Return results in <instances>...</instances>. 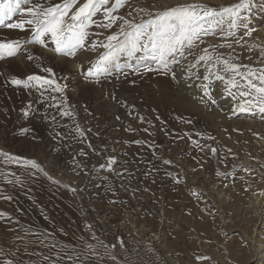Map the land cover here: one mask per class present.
Returning <instances> with one entry per match:
<instances>
[{
	"label": "rangeland",
	"instance_id": "obj_1",
	"mask_svg": "<svg viewBox=\"0 0 264 264\" xmlns=\"http://www.w3.org/2000/svg\"><path fill=\"white\" fill-rule=\"evenodd\" d=\"M61 2L0 0V8H19L13 18L4 16L0 42L30 39L32 26L24 23L31 18L27 9L37 3ZM83 2L79 0V4ZM239 2L122 0L114 14L142 22L151 18L148 13L178 4L201 3L220 11ZM249 2L251 9L242 14L251 17L249 27L255 31L250 36L240 29L235 37H226L218 28L215 34L202 35L203 43L193 52L202 54L207 47L213 55L247 66L240 72L251 68L259 75L264 69V0ZM93 20L88 28L89 44L118 30L116 26H96L107 23L103 12ZM21 23L22 29L8 27ZM222 29L228 31L227 23ZM213 45L217 47L213 49ZM24 48L41 59L29 61L23 52L0 59V153L8 154H0V264L255 261L253 251L264 242L260 223L264 114L255 107L240 111V90L232 89L234 95H229L224 91L226 80L213 78L215 103H198L193 97L202 93L195 85L202 81L188 76L205 74V66L201 63L189 72L192 56L172 66L175 80L157 72L124 69L127 78L114 73L99 84H89L84 72L103 48L78 51L76 59L56 56L39 45L25 44ZM126 59L121 57V64ZM145 63L155 67L151 60ZM40 64L52 68L55 78L67 84L66 103L60 108L71 112L70 116L46 107V99L38 102L41 95L35 89L7 83L9 78L25 79L33 74L51 78ZM220 74L230 75L222 69ZM44 95L59 97L58 93ZM22 110L30 115L25 117ZM212 148L217 150L215 154ZM33 160L39 168L28 163ZM17 207H27L35 215L23 219Z\"/></svg>",
	"mask_w": 264,
	"mask_h": 264
},
{
	"label": "snow or ice",
	"instance_id": "obj_2",
	"mask_svg": "<svg viewBox=\"0 0 264 264\" xmlns=\"http://www.w3.org/2000/svg\"><path fill=\"white\" fill-rule=\"evenodd\" d=\"M121 6L122 0H115V3L111 4L110 0H84L82 4H79V0H62L61 3L51 5L37 3L27 9L31 18L24 22L32 26L31 38L23 43L20 41L0 42V59H4L6 56L14 57L23 52L29 61H39L41 57L24 48L25 44L39 45L54 55L66 59H76L78 51L95 52L97 48H103L104 52L99 54L94 61H89V67L84 72L86 83L99 84L102 78L112 76L114 73L118 78L120 75L127 78L128 72H125L124 69H130L134 73L157 72L175 80L177 75L172 66L181 65V61H187L188 57L192 56L194 62L189 65L187 69L189 72L201 63L205 66V74L194 73L188 76V79H191L192 75H195L198 80L202 81L195 85L202 93L193 97L198 103L204 106H207L209 102L215 103L211 84V80L215 78L220 81L226 80L224 91L229 95H234L232 89L240 90V97L243 98L240 111H248L255 107L264 114V69L259 70V75L251 68H248L246 72H240L241 67L247 68V66L235 64L231 58L225 59L222 55H213L207 47L201 50L202 54L197 55L193 52L194 48H198L203 43L202 35L215 34L218 28L226 37H235L240 29L245 30V36H250L255 31L254 28L249 27L251 17L242 14L245 10L251 9L249 0H240L238 4L222 8L220 11L201 3L178 4L157 11L155 14L148 13L151 18L142 22H136L135 18L129 19L115 15L114 13ZM13 10L8 5L0 8V24H3L4 16ZM134 11L139 13L146 10L134 9ZM101 12H103L104 20L107 23L102 22L96 26L104 29L116 26L118 30L107 35L103 41H92L89 44L87 43L88 28L95 23L93 17ZM128 16L132 17V12H129ZM118 21L119 23H117ZM225 23H227L228 31L223 33L222 26ZM8 27L22 29L23 23L10 24ZM49 41L53 45L51 48H49ZM235 42L239 43L238 40ZM211 47L215 49L217 46ZM227 47H231V44H227ZM140 53L142 55H138ZM261 55L264 57V52ZM121 57L127 58L124 64L120 62ZM146 60H151L155 67L145 63ZM129 61H135V63ZM38 66L43 72L49 73L51 78L33 74L25 79L9 78L7 83L13 86H23L25 89H35L41 95V101L38 102H43L46 99L48 101L46 107H56L61 116H70L71 112L60 108L62 104L66 103L63 97L67 84L60 83L55 78L52 68L43 67L42 64ZM214 69L215 71H213ZM221 69L230 75H221ZM61 79H66V77ZM254 81H258V83ZM45 92L58 93L59 97L49 95L45 98ZM249 97L251 98L249 99ZM111 98L116 99L114 95ZM119 103L124 104L125 102L119 101ZM245 104L249 107H244ZM28 108H31V103ZM22 112L25 117L30 115L29 111L22 110ZM52 119L55 120V116ZM24 131L27 132L28 129H24ZM134 143L142 142L134 141ZM216 151L215 148L211 149L213 154ZM81 154L85 153L81 152ZM163 162L171 163L168 160ZM28 163L33 168H39L34 160L28 161ZM244 171H248V169H244ZM217 175H221V173L218 172ZM240 178L243 179V177ZM224 187H227V184ZM120 242L122 244V241ZM112 247L115 248V245ZM111 259L115 260L116 257L112 256ZM197 259L208 260L211 258L198 257Z\"/></svg>",
	"mask_w": 264,
	"mask_h": 264
},
{
	"label": "bare ground",
	"instance_id": "obj_3",
	"mask_svg": "<svg viewBox=\"0 0 264 264\" xmlns=\"http://www.w3.org/2000/svg\"><path fill=\"white\" fill-rule=\"evenodd\" d=\"M12 9H14L11 13H10V16L11 18L14 17V15L18 12L19 8L17 6H14ZM22 191V190H21ZM20 193V191H18ZM221 195V194H220ZM223 195V194H222ZM226 196V195H225ZM220 197V196H219ZM218 197V198H219ZM228 198V197H227ZM13 199L15 200V197H13ZM226 201V200H225ZM228 201V200H227ZM226 201V202H227ZM25 202V201H24ZM26 203V202H25ZM13 207V206H12ZM19 210H20V213L23 217V219L25 218L26 220L27 219H30L32 216H34L35 214H33L32 210H28L27 207L26 208H22V207H17ZM10 215V214H8ZM22 219V220H23ZM259 219V218H258ZM10 220V219H9ZM256 220V219H255ZM260 223H262L264 225V208H263V214H262V219H260ZM260 230V229H259ZM263 230V229H262ZM255 232H257V229L255 230ZM258 234V232H257ZM256 234V235H257ZM259 249L253 251L255 254H256V257H255V261H253L252 264H264V242L260 244ZM224 246V245H223ZM222 246V247H223ZM255 248V247H254ZM171 262V261H170Z\"/></svg>",
	"mask_w": 264,
	"mask_h": 264
}]
</instances>
